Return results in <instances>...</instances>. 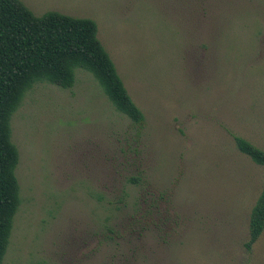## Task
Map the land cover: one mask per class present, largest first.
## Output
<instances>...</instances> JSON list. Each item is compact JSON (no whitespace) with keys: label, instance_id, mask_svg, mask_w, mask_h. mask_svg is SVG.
<instances>
[{"label":"rangeland","instance_id":"obj_1","mask_svg":"<svg viewBox=\"0 0 264 264\" xmlns=\"http://www.w3.org/2000/svg\"><path fill=\"white\" fill-rule=\"evenodd\" d=\"M89 17L133 123L93 75L37 82L11 118L21 204L0 264H264V0H22ZM137 177L132 183L129 177Z\"/></svg>","mask_w":264,"mask_h":264},{"label":"trees","instance_id":"obj_2","mask_svg":"<svg viewBox=\"0 0 264 264\" xmlns=\"http://www.w3.org/2000/svg\"><path fill=\"white\" fill-rule=\"evenodd\" d=\"M77 67L93 75L118 112L135 124L143 123V112L97 37L95 20L57 10L37 15L22 0H0V263L21 204L15 173L19 151L12 141L11 118L35 83L71 88ZM234 142L241 153L264 166L263 149L239 135H234ZM129 180L138 182L135 176ZM263 231L264 183L250 209L243 243L247 251Z\"/></svg>","mask_w":264,"mask_h":264}]
</instances>
